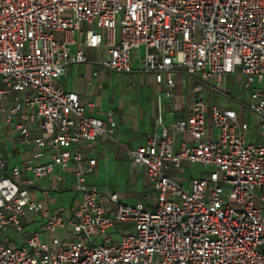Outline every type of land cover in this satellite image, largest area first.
<instances>
[{
    "label": "built area",
    "instance_id": "obj_1",
    "mask_svg": "<svg viewBox=\"0 0 264 264\" xmlns=\"http://www.w3.org/2000/svg\"><path fill=\"white\" fill-rule=\"evenodd\" d=\"M102 45L106 56L91 62L92 78L131 73L142 49L138 63L166 98L175 72L213 88L240 75L257 133L248 140V121L206 105L198 84L184 118L165 123L158 112L144 142L125 147L113 134L112 110L88 117L78 94L60 86L69 65L88 62L85 48ZM206 109L215 137L206 131ZM1 121L32 154L7 173L0 157V264H264V0H0ZM175 134L190 141L175 148ZM107 144L144 168L143 202L128 204L115 192L104 201L87 184L96 165L90 146ZM45 151L50 160L35 165ZM184 162L204 172L187 186L166 174ZM69 165L76 206L44 212L29 188ZM24 173L30 178L21 182ZM25 216L40 218L39 232L9 244ZM115 222L131 226L118 232Z\"/></svg>",
    "mask_w": 264,
    "mask_h": 264
},
{
    "label": "crops",
    "instance_id": "obj_2",
    "mask_svg": "<svg viewBox=\"0 0 264 264\" xmlns=\"http://www.w3.org/2000/svg\"><path fill=\"white\" fill-rule=\"evenodd\" d=\"M139 50L134 52L131 57V73L115 74L105 71L92 78V72L96 70V66L91 62L104 59L106 47L102 45L96 49L85 48L84 54L88 62L69 65L60 80L62 89L78 94L86 116L104 119L99 111L112 110L115 121L113 134L118 142L127 148L141 145L152 133L158 112L165 123L182 119L196 99L193 84L197 82V78L185 76L180 72H175L173 76L175 87L171 91V96L166 98L164 96L165 88L157 86L153 77L142 71L141 65L138 63V59L141 57L137 53ZM235 76L242 80L240 75L236 74ZM89 81L90 85H88ZM187 86L189 93L185 94L183 91ZM202 99L206 103L203 92ZM88 103H92L93 107H88ZM238 112L240 113V109ZM0 130V157L5 162L7 173L15 165L30 158L32 151L20 148L15 143L13 132L4 121L0 123ZM206 131L210 137H215V131L209 127H206ZM173 140V145L176 148L181 141H190V137L187 134H175ZM90 150L96 158V165L87 176L86 182L98 187L104 201H106L107 195L112 192H115L121 201L128 204L144 201V197L149 192V185L142 166L134 165L129 157L112 144H107L102 149L90 146ZM86 152H82L84 158L87 156ZM49 160L50 153L45 151L43 156L35 159L33 163L41 165ZM187 165L194 164L187 163ZM71 172L70 165L65 170L56 167L49 176L36 180L35 184L29 188L31 198L41 204L44 212L63 215L76 206L78 195L73 189L74 180ZM203 175L204 172L199 168L197 174L190 176L187 181L168 176L183 186H187L192 178ZM28 178H30V174H22L21 182ZM23 221V233H12L7 240L9 244L21 245L27 234L39 232L40 218L25 216ZM58 234L64 240L70 236L67 230L66 232L59 230ZM39 237L43 241L50 238L48 234L43 233L39 234Z\"/></svg>",
    "mask_w": 264,
    "mask_h": 264
},
{
    "label": "rangeland",
    "instance_id": "obj_3",
    "mask_svg": "<svg viewBox=\"0 0 264 264\" xmlns=\"http://www.w3.org/2000/svg\"><path fill=\"white\" fill-rule=\"evenodd\" d=\"M137 53L139 56H142V49H140ZM198 84L200 83L196 82L193 86L195 87ZM200 85L202 86V92L204 93L205 101L208 105H210V103H214L223 109H235L237 111L240 109L241 118L248 121L251 125L250 130L247 133L248 140L251 134L257 133V120L253 114L246 109V105L248 103V93L246 91H242L241 79L235 75H228L223 78L221 85L216 88H213L214 86H211V83L208 81H203ZM188 88V86L185 87L183 93H189ZM195 95L197 97V94ZM205 116L206 127H209L208 109H206ZM198 170L199 167L197 165L188 166L187 163H184L179 170L168 169L166 174L172 177H177L183 181H187L190 176L195 175V173L197 174ZM114 225L115 228L118 229V232H120L121 229L125 231L128 226H131L128 222H115ZM110 235L114 240L116 239L115 234L110 233Z\"/></svg>",
    "mask_w": 264,
    "mask_h": 264
}]
</instances>
